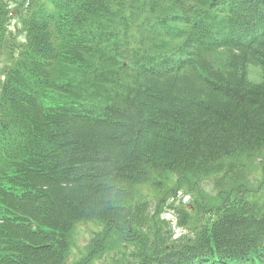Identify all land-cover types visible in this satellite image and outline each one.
<instances>
[{
    "label": "trees",
    "instance_id": "1",
    "mask_svg": "<svg viewBox=\"0 0 264 264\" xmlns=\"http://www.w3.org/2000/svg\"><path fill=\"white\" fill-rule=\"evenodd\" d=\"M14 18L0 264H63L80 220L136 235L155 174L233 180L264 150V0H0V54ZM166 246L134 247L130 264H264V212L238 199Z\"/></svg>",
    "mask_w": 264,
    "mask_h": 264
},
{
    "label": "rangeland",
    "instance_id": "2",
    "mask_svg": "<svg viewBox=\"0 0 264 264\" xmlns=\"http://www.w3.org/2000/svg\"><path fill=\"white\" fill-rule=\"evenodd\" d=\"M23 44V32L14 18L7 24L1 49L0 82L3 68L11 64ZM249 78L259 81L261 71L250 66ZM50 102L58 104L53 97L45 104L53 105ZM247 161L241 166L230 167L235 170L231 174L233 180L222 173L205 178L155 174L141 189L144 198H139L145 204L144 228L136 235L123 231L124 235L101 222L80 220L70 233L63 264H130L131 254L138 250L134 247L151 248L157 239L161 246L163 240L166 247L194 240L200 230L211 225L216 213L238 199L264 212V150Z\"/></svg>",
    "mask_w": 264,
    "mask_h": 264
},
{
    "label": "clouds",
    "instance_id": "3",
    "mask_svg": "<svg viewBox=\"0 0 264 264\" xmlns=\"http://www.w3.org/2000/svg\"><path fill=\"white\" fill-rule=\"evenodd\" d=\"M175 234H176V235H179V233H177V232H176Z\"/></svg>",
    "mask_w": 264,
    "mask_h": 264
},
{
    "label": "bare ground",
    "instance_id": "4",
    "mask_svg": "<svg viewBox=\"0 0 264 264\" xmlns=\"http://www.w3.org/2000/svg\"><path fill=\"white\" fill-rule=\"evenodd\" d=\"M202 205V204H201Z\"/></svg>",
    "mask_w": 264,
    "mask_h": 264
}]
</instances>
